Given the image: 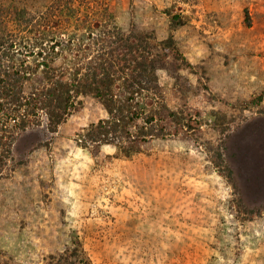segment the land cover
Masks as SVG:
<instances>
[{
	"label": "rangeland",
	"instance_id": "374dc122",
	"mask_svg": "<svg viewBox=\"0 0 264 264\" xmlns=\"http://www.w3.org/2000/svg\"><path fill=\"white\" fill-rule=\"evenodd\" d=\"M92 6L124 32L173 36L189 67L165 59L158 83L199 126L130 158L111 145L92 154L79 135L106 114L84 97L54 133L43 118L0 146V264H45L72 240L92 264H264V0Z\"/></svg>",
	"mask_w": 264,
	"mask_h": 264
},
{
	"label": "trees",
	"instance_id": "16d2710c",
	"mask_svg": "<svg viewBox=\"0 0 264 264\" xmlns=\"http://www.w3.org/2000/svg\"><path fill=\"white\" fill-rule=\"evenodd\" d=\"M90 4L92 0H51L31 11L21 1H0L4 153L18 134L39 126L43 118L54 133L79 111L84 97L94 99L106 114L79 135L78 147L92 154L111 145L115 158H130L149 152L156 140L191 137L199 126L194 121L198 111L186 102L170 109L158 83L165 59L189 67L173 36L156 40L145 32H124L104 20V6ZM184 23L172 18L174 27ZM252 179L257 187V178ZM45 264L92 263L78 240H72Z\"/></svg>",
	"mask_w": 264,
	"mask_h": 264
}]
</instances>
